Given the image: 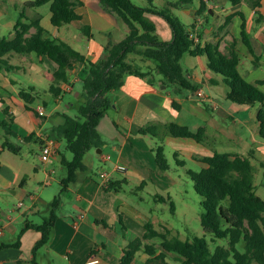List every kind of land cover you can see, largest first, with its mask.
<instances>
[{
    "label": "crops",
    "instance_id": "1",
    "mask_svg": "<svg viewBox=\"0 0 264 264\" xmlns=\"http://www.w3.org/2000/svg\"><path fill=\"white\" fill-rule=\"evenodd\" d=\"M31 1L33 0H0V40L15 38V26L21 11L26 13L27 19L23 20L28 24L31 20L40 19L45 31L43 38L59 39L73 48L80 46L81 42L80 35L76 34L73 28L75 23H78V28L90 25L93 34L97 30L101 36L109 37L108 43L121 41L113 36L115 30L122 31L124 39L128 35L129 29L121 26V20L104 12L99 0H80L83 4H79L77 7L80 8L76 7L75 10L82 15V20L62 26L52 24L51 11L48 10L50 3L35 8L25 7ZM205 2L208 10L204 15H200L196 22L198 41L203 44L220 41V49L223 52H227V47L235 41L241 57V74L251 83L264 80V21L258 23L254 20V11L246 2L232 8L222 5V0L213 4L208 0ZM261 3L264 16V0ZM178 10L185 17H194L198 7L194 4ZM209 10L213 11L210 17ZM238 12L246 16L247 30L258 58L253 56L243 43L242 19ZM219 14L223 18L220 19V16L217 22L214 18ZM231 14H236L233 21L221 29ZM152 16L157 15H150L151 20ZM158 17V22L153 21L159 37L163 41H171L173 33L169 24ZM35 32L36 29L32 28L27 36ZM105 44V39L102 41L95 37L88 38V43L82 45L87 52L84 53L82 48L79 52H83L82 54L93 62H98L104 57ZM190 57L193 62L190 63L192 71L188 75L199 86L196 93L176 97L161 83L159 77L156 78L155 85L135 75L125 78L124 85L112 93L113 107L98 125L105 143L102 148L97 149L95 157L106 168L101 167L95 177L88 174L89 171L83 175L79 172L77 181L63 191L61 180L66 177L67 171L65 175L56 178L57 172L50 168V163L54 159L61 163L62 156L69 159V155L64 150L63 142L58 141L52 129L63 124L64 114L69 113L67 110L61 112L64 96L72 94L77 100L82 98L81 82L87 76L88 69L80 63L70 72V84L63 85L64 94L54 98L49 88L57 69L55 62L48 57L38 56L35 52L11 53L6 56L11 66L16 69L10 72L0 71V122L7 119L3 113L4 107L8 106L12 115L10 125H0L3 130L0 132V147L7 138L14 143H31L33 141L26 143L23 140L35 133L40 139L37 155L43 166L25 157L23 150L14 154L5 149L0 155L1 264H34L35 261L37 264H121L128 244L145 233L144 220L151 221L148 219L147 209L124 196L125 187L141 182L142 187L165 189L170 183H178L169 173L171 167L166 172L158 168L155 151L160 145L164 146L165 153L169 148L175 156L182 155L200 168L206 165L194 157L211 156L219 147L235 149L234 152L227 153L244 156L241 148H247L248 143L249 147L256 145V156H264V138L260 135L258 121L261 105L233 106L232 101L226 97L227 85L221 75L218 76L208 68L206 56ZM261 88L264 90V86ZM21 90H32L36 96L35 101L26 105L19 96ZM175 100L179 102L180 109L173 106ZM73 106L76 104L70 102L66 108ZM40 111H43L44 115H40ZM227 122H231V125ZM170 123L187 126L193 132L204 127V142L169 135L167 125ZM151 124L157 126V136L139 133L140 128ZM48 139L56 142V154L48 162H43L41 150ZM117 165L126 166L127 171H118ZM86 169L88 170L87 164ZM103 172L109 174V180L114 182L116 189L106 190L107 186L101 177ZM56 197L59 201L58 217L50 242L36 252L34 260V247L42 239L40 231L28 229L21 235L20 245L14 244L17 243L25 220L40 225L48 218L51 203ZM162 198L165 197L158 196L161 201ZM162 227L163 225H160V230H163ZM142 253H139L140 259L139 254L137 255L136 264H144L146 261L147 255ZM177 261L181 263L182 260Z\"/></svg>",
    "mask_w": 264,
    "mask_h": 264
},
{
    "label": "trees",
    "instance_id": "2",
    "mask_svg": "<svg viewBox=\"0 0 264 264\" xmlns=\"http://www.w3.org/2000/svg\"><path fill=\"white\" fill-rule=\"evenodd\" d=\"M217 3L219 0H208ZM233 6L246 2L254 11L256 22L262 23L264 16L261 12L262 0H225ZM50 3L51 22L54 26H62L82 20L75 8L82 1L78 0H33L25 7H40ZM148 7H140L132 0H99L101 9L119 20L123 21L128 29V35L119 42H109L104 45V57L98 62H93L84 54L74 49L70 44L59 40L43 38L45 32L40 19L31 20L28 24L26 13L21 11L19 20L15 26V38L12 40H0V71H14L6 58L11 53L30 54L35 52L38 56L48 57L57 64L53 74V83L49 92L54 98L64 94L63 85L70 84V72L80 63L88 69L87 76L82 80L81 96L83 102L77 106L78 113L75 116L64 114V122L53 127V134L59 142L65 144V150L72 154L69 160L62 156L61 164L67 170V175L61 180L62 190H67L77 181L78 173L85 170L84 160L92 149L102 148L104 139L98 130L100 121L113 107L112 93L119 90L128 75H135L147 79L152 85L156 84V78L160 76L161 83L176 97H183L189 93H196L199 86L184 71L181 60L186 54L191 56H206L207 66L210 70L221 75L228 90V100L238 105H261L258 113L260 123V135L264 138V80L251 83L241 74L239 65L241 57L233 41L227 47V52L220 49V41L201 43L196 41L195 26L187 27L178 17L172 14V8L182 9L194 5V0H178L171 2L170 6L159 8L154 0H148ZM208 10L205 0H200L196 12L198 16L204 15ZM164 18L173 33L171 41H163L158 33L157 26L150 15ZM212 15L213 11L209 10ZM241 19V38L248 51L258 58L251 41V35L247 30L246 16L242 12L237 13ZM236 14H231L225 20L221 29L231 24ZM32 28L36 32L27 36ZM82 33L94 38L90 25L82 26ZM199 35V39H200ZM141 56L144 60L153 62V67L142 69L137 62L130 60V56ZM26 105L32 104L36 96L32 90H21L19 93ZM81 98V99H82ZM4 103V102H3ZM176 109H180L178 101L173 102ZM8 106L3 108L7 119L1 121V126L10 125L12 115ZM205 128L193 132L187 126L177 123L167 125V133L177 138H191L203 143ZM142 135L157 136L156 125H148L140 128ZM24 142L39 143L40 139L35 133L24 138ZM21 144V143H20ZM8 149L14 154H19L21 146L7 138L0 147V155ZM156 163L158 168L166 172L170 169L164 146L156 148ZM178 156L176 155V158ZM252 157L240 154L214 151L211 156L194 157L204 163L206 167L199 171L188 170L187 175L194 182L196 192L203 197V213L201 222L207 233L213 234L215 239H227L229 247L217 246L212 252L204 237H194L192 240H182L177 236H171L167 227L157 231L151 221L145 224V233L128 244L121 258V264H136V257L140 252L147 255L144 264H172L169 261L170 254L181 257L180 264H264V199L255 192L254 176L255 166ZM179 165L184 166L186 163ZM2 163L0 161V169ZM264 167V164H262ZM106 190L116 189L113 181L106 183ZM56 197L51 203L48 218L40 225L25 220L19 234L17 243L20 245V237L28 229H36L42 233V239L34 247V260L36 252L47 245L51 239V233L58 217L57 209L59 201ZM171 201L170 196L162 198V201ZM171 205L174 208L173 202ZM104 223V222H103ZM109 226V224L104 223ZM244 243L245 251L238 249V244ZM37 264L36 261L33 262Z\"/></svg>",
    "mask_w": 264,
    "mask_h": 264
},
{
    "label": "rangeland",
    "instance_id": "3",
    "mask_svg": "<svg viewBox=\"0 0 264 264\" xmlns=\"http://www.w3.org/2000/svg\"><path fill=\"white\" fill-rule=\"evenodd\" d=\"M136 5L140 7H148L149 3L148 0H132ZM167 1V2H166ZM176 2L178 0H158L154 2V4L159 8H165L167 6H170L171 2ZM222 5H227V7L232 8L233 5L225 0H222ZM210 4H213V2L209 1ZM194 4L196 7L199 8L200 0H194ZM80 7H77L79 9ZM48 10L50 11L49 7ZM172 14L176 17H178L187 27H190V29H193V26H195L196 30V22H198L199 16L194 14L193 16H187L185 17L178 9L172 8ZM221 14H225V12H221ZM221 15L219 14L218 17L214 18L217 22H219L218 18ZM210 17V14L208 15ZM158 16H152V19L156 22H158ZM223 18L222 16L220 19ZM160 19H163L167 24L168 22L160 17ZM255 20V19H254ZM218 24H216L217 26ZM78 23L73 24V28L76 32V34L80 35L81 42L79 43L80 46H74L77 51L82 48V51L85 53L87 49L83 48L82 45H86L88 43V38L82 33V29L78 28ZM121 26L126 28L127 25L121 21ZM128 28V27H127ZM162 32L164 33V30L161 28ZM101 33H99L97 30H95V38L98 40L104 41L107 44L109 41V37L101 36ZM110 36V35H109ZM115 39L122 40L124 39V33L119 30L114 31ZM81 52V51H80ZM82 52V53H83ZM87 52V51H86ZM130 60L137 62L140 66H142V69H147L148 67H153V62L149 60H144L141 56H130ZM193 62V59L190 57L189 54H186L183 59L181 60V64L184 68V71L186 73H189L192 71L191 64ZM249 63L251 61H248ZM219 76V75H218ZM160 78H162L160 76ZM163 79V78H162ZM227 88V87H226ZM224 99V98H223ZM70 102L78 105L79 103L83 102V98L80 100H77L72 94H66L64 96V102L62 104V110L61 112H64L67 110L70 115L75 116L78 113L77 106H73L70 109H67L66 106ZM233 106L239 107L240 105L232 102ZM256 107H259L258 104L254 105ZM229 125H231V122H227ZM3 130L0 129V132ZM39 143L31 142L28 144H20L16 142V145L21 146L22 150L24 152L25 157L31 159L34 163L39 164L43 166V164L40 162L38 157L39 152ZM63 147L65 150V144L63 143ZM242 151H244V156L252 157V163L255 166V176H254V184L256 186L255 192L258 196H260L262 199H264V167L262 164H264V156L258 154L255 155L256 151V145H252L249 147V144L247 143V148H241ZM219 152H234L235 149H228V148H218ZM62 152H64L62 150ZM65 152L69 155V160L72 159V154L65 150ZM97 149H92L89 151L85 157L84 163L88 165V170L80 171V175H83L85 173H89L93 177L96 176L99 169L101 167H105L104 164H102L98 159H96L95 156H97L96 153ZM167 159L170 164L171 170L170 174L171 176L178 181L177 184L172 185V183L169 184V187L165 189L156 188L153 186H144L142 187L140 184L141 182H136L129 184L125 187V193L124 196L128 197L129 200H132L133 202H136L140 207H143L144 209H147L149 211L148 219L152 221L154 226L160 230V225H163L164 227H167L171 231V236H177L182 240L190 239L192 240L194 237H204L211 249L212 252L215 251V248L217 246H224L229 247V241L227 239H215L213 234L207 233L201 222V215L203 213V197L199 195L194 187V182L191 180V178L187 175L188 170H194L199 171L201 168L198 166L195 162L192 160L185 158L184 156H179L176 158V156L173 154V152L168 148L167 150ZM263 158V159H260ZM183 164L185 162L186 164L184 166L179 165ZM50 168L55 169L56 178H60L61 175H65L66 169L65 167L57 161V159H54L50 163ZM106 168V167H105ZM168 195L171 196V201L163 202L158 199V196H164L165 198L168 197ZM171 202L174 204V208L171 205ZM147 222L148 220H144ZM164 230V229H163ZM238 249L240 251H245L244 243L238 244ZM143 255V253H142ZM141 255V256H142ZM140 254L138 255V259H140ZM177 260H182L181 257H179L176 254H170L169 261L172 264H180ZM253 264H258L254 262Z\"/></svg>",
    "mask_w": 264,
    "mask_h": 264
},
{
    "label": "built area",
    "instance_id": "4",
    "mask_svg": "<svg viewBox=\"0 0 264 264\" xmlns=\"http://www.w3.org/2000/svg\"><path fill=\"white\" fill-rule=\"evenodd\" d=\"M192 36H194L195 40L198 42V39L196 38V35H192ZM40 115H44V112L40 111ZM55 154H56V142L53 139H48L44 143V145L42 146L41 160L43 162H48L53 157V155H55ZM116 169L118 171H121V172H126L127 171V167L124 166V165H117ZM101 177L103 179V183L104 184H106L107 182L110 181L109 180V174L106 173V172H103L101 174ZM92 262H94V261H92ZM92 262H90V263H92Z\"/></svg>",
    "mask_w": 264,
    "mask_h": 264
},
{
    "label": "water",
    "instance_id": "5",
    "mask_svg": "<svg viewBox=\"0 0 264 264\" xmlns=\"http://www.w3.org/2000/svg\"><path fill=\"white\" fill-rule=\"evenodd\" d=\"M99 152H101V150H99Z\"/></svg>",
    "mask_w": 264,
    "mask_h": 264
}]
</instances>
